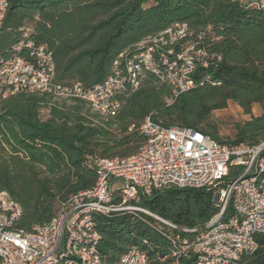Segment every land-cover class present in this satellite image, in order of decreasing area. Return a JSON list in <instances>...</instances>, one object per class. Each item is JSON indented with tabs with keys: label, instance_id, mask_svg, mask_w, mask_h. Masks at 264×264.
Instances as JSON below:
<instances>
[{
	"label": "trees",
	"instance_id": "obj_1",
	"mask_svg": "<svg viewBox=\"0 0 264 264\" xmlns=\"http://www.w3.org/2000/svg\"><path fill=\"white\" fill-rule=\"evenodd\" d=\"M175 23L188 26L190 39L200 36L213 57L207 66H196L197 85L177 96L147 70L136 89L116 94L119 108L112 117H102L78 97L17 93L0 101V190L21 207L16 230L31 231L48 222L61 202L95 185L98 174L88 156L136 152L143 141L138 127L147 116L221 143L264 141V13L233 0H8L0 59L12 54L28 27L50 51L54 83L64 87L78 83L90 89L101 83L116 60L137 56L139 42ZM229 102L248 116L232 138L221 137L210 117ZM255 105L262 110L258 115L252 113ZM139 206L149 214H93L99 264L116 262L132 246L148 264H193L191 251L176 258L172 251L180 249L182 239L195 238L219 210L214 189L204 188L153 189ZM231 211L228 205L225 215ZM256 242L248 264H264V235H257Z\"/></svg>",
	"mask_w": 264,
	"mask_h": 264
},
{
	"label": "built area",
	"instance_id": "obj_2",
	"mask_svg": "<svg viewBox=\"0 0 264 264\" xmlns=\"http://www.w3.org/2000/svg\"><path fill=\"white\" fill-rule=\"evenodd\" d=\"M233 1L264 13V0ZM7 7L8 0H0V27ZM189 34L185 23H175L147 37L138 43L142 50L137 56L116 60L109 76L83 89L78 83L71 87L54 83L52 55L26 27L12 54L0 59V101L17 93L78 97L102 117H112L119 108L116 94L136 89L147 70L170 85L172 97L177 96L197 85L192 76L196 66H207L213 58L202 38L190 39ZM138 132L143 141L130 155L88 156L98 174L95 185L61 202L48 222L31 231L14 228L21 207L0 190V264H99L93 214H149L139 206L140 198L169 187L214 189L219 207L204 230L195 238L182 239L172 256L191 251L193 264H248L246 258L257 248L256 236L264 235V141L221 143L191 128L164 127L149 116ZM228 205L232 211L225 215ZM148 263L147 256L132 246L111 264Z\"/></svg>",
	"mask_w": 264,
	"mask_h": 264
},
{
	"label": "rangeland",
	"instance_id": "obj_3",
	"mask_svg": "<svg viewBox=\"0 0 264 264\" xmlns=\"http://www.w3.org/2000/svg\"><path fill=\"white\" fill-rule=\"evenodd\" d=\"M262 112L261 108L257 105L253 106L252 113L258 115ZM211 120L218 124L220 128L221 137L232 138L236 125L242 123L248 118L242 112V109L235 103L229 102L224 109L214 110L211 113Z\"/></svg>",
	"mask_w": 264,
	"mask_h": 264
},
{
	"label": "water",
	"instance_id": "obj_4",
	"mask_svg": "<svg viewBox=\"0 0 264 264\" xmlns=\"http://www.w3.org/2000/svg\"><path fill=\"white\" fill-rule=\"evenodd\" d=\"M151 215V214H150ZM153 217H155L156 219H158V220H160V218H158V217H156V216H154V215H152ZM160 221H162V220H160Z\"/></svg>",
	"mask_w": 264,
	"mask_h": 264
}]
</instances>
